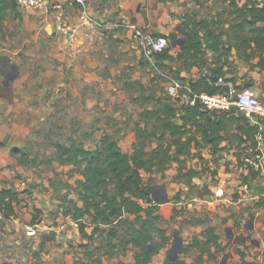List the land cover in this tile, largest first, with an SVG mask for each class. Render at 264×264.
<instances>
[{
    "label": "rangeland",
    "instance_id": "374dc122",
    "mask_svg": "<svg viewBox=\"0 0 264 264\" xmlns=\"http://www.w3.org/2000/svg\"><path fill=\"white\" fill-rule=\"evenodd\" d=\"M159 1L162 8L156 26L166 28L169 36L176 33V28H172L176 20L181 29L202 20L221 29L231 20L225 0H188L190 7L181 14L172 12L170 0ZM113 3L115 8L109 3L105 7L104 0L95 7L86 3L84 13L78 9L74 17L67 10L72 30L69 36L55 34L53 21H47L43 12L22 11L18 6L0 22V84L3 87V82H9L7 87L13 89L11 81L18 76L16 90L22 106L20 111L6 114L8 118L1 120L0 127L17 123L29 139L24 146L9 144L7 152L12 160L0 169V200L5 191H10L12 195L5 196V202L13 210L12 214L0 211L4 223L0 264H135L141 257L140 248L125 244L129 224L124 221L133 217L126 215L120 223L111 225L95 224L88 216L78 225L73 222L74 205H82L76 186L83 180V166L62 165L58 160L60 147L94 151L104 136L113 137L132 153L136 130L145 127L143 115L159 108L158 99L171 97L179 105L186 104L187 97L180 92L171 96L168 91L172 82L181 84L178 77L185 66H181L182 61L173 60L179 49L174 48L167 35L169 55L173 58L146 59L128 28L134 23L128 22ZM140 28L161 37L158 30ZM13 65L17 68L12 69ZM207 69L203 67L201 73H207ZM5 94L11 97V93ZM4 114L0 110V116ZM149 127L153 129L152 125ZM156 146V142L149 143L147 150ZM5 147L6 143L0 141L3 156ZM14 149L27 153V157L18 160L21 154L15 156ZM202 154L204 161L181 157L173 160L164 173L144 175L154 187L153 199L160 207L162 220L157 227L164 230L154 234L157 254L150 264H165L180 238L188 248L192 239L204 237L206 225L199 227L204 218L216 221L215 227L209 226L216 234L219 229L222 231L221 214L215 211L218 206L208 205L220 198V185L231 189L226 194L231 201L245 198L252 205L248 209H264L263 200L250 190L252 181L245 184L250 172L243 164L238 166L220 153L209 155L207 149ZM241 163L256 171L255 162ZM189 169L201 175L192 185L179 174ZM249 216L250 223H254L255 217ZM261 218L264 221V213ZM30 227L36 230V236L27 235ZM113 231H117V236L111 240ZM259 232L264 234V228ZM255 235L258 234L253 232L238 237L236 243L245 245L247 250L253 242L262 246L263 241ZM219 253L214 257V252H207L208 260L219 263ZM180 262L186 264L184 260Z\"/></svg>",
    "mask_w": 264,
    "mask_h": 264
},
{
    "label": "trees",
    "instance_id": "16d2710c",
    "mask_svg": "<svg viewBox=\"0 0 264 264\" xmlns=\"http://www.w3.org/2000/svg\"><path fill=\"white\" fill-rule=\"evenodd\" d=\"M225 2L229 3L231 20L226 21L221 29L215 28L214 23L207 20L194 21L184 27L181 38L184 41L183 47H179L180 38L177 35L169 36L170 43L179 49L176 58L169 55V47L158 56L163 61L172 58L183 61L186 70L193 67L202 69L209 65V52L216 57L210 62L216 65L210 76L202 74L197 80L178 77L181 82L180 95L190 97L188 89L200 94L218 93L219 89L213 84L224 76L223 66L234 49L244 55L251 50L248 59L259 54L260 61L256 68H264V0L247 1L241 6L237 0ZM16 7L15 0H0V22L6 19L9 12H15ZM220 63L222 66L218 65ZM157 103L158 109L148 110L143 115L146 119L145 127L137 128L132 153L125 151L113 137L104 136L100 147L94 151L82 147H60L62 151L60 149L58 157L62 165L83 166V180H79L76 186L82 205H74L72 212L76 221L88 216L95 224L111 225L120 223L126 215L133 217L124 222L129 224L125 244L141 249V257L135 264L151 263L157 254L153 243L154 234L164 232L157 227L162 216L159 214V205L153 199L155 189L145 180L144 175L155 171L164 173L173 160L181 157L204 161V150L208 149L212 156H216L229 150L234 143L233 139H239L241 145L242 139H251L258 131V127L250 126L249 119L237 107L228 112L216 113L205 109L200 103L179 105L171 97L158 99ZM150 125L152 130L149 129ZM153 142L157 146L148 151L147 145ZM223 143H226L224 147ZM13 152L15 156L21 154L18 159L20 161L27 157V153L18 149ZM179 174L191 185L195 178L201 176L195 169H189L187 173L181 171ZM252 177L255 179L257 174ZM245 180L247 184L249 178ZM2 195L0 211L4 209L12 214L13 210L5 202V196H11V192L5 191ZM116 232L110 234L111 240L117 236ZM204 238L206 245L215 243L218 248L221 247L220 236L213 228L204 233ZM191 248L205 253L198 239H194ZM165 264L182 263L179 258H167Z\"/></svg>",
    "mask_w": 264,
    "mask_h": 264
},
{
    "label": "crops",
    "instance_id": "0c3cea01",
    "mask_svg": "<svg viewBox=\"0 0 264 264\" xmlns=\"http://www.w3.org/2000/svg\"><path fill=\"white\" fill-rule=\"evenodd\" d=\"M103 0H89L86 3H89V6L95 7L98 3L102 2ZM105 1V7L107 6L106 3H109L111 7L115 8L114 3L117 4L118 7L122 10V15L128 22L134 23V25H137L139 27H148L150 30H158V34L161 37H167L168 31L166 28H158L156 26L158 19H160V13L158 14V11L162 8V4L159 0H104ZM239 5H243L247 2V0H237ZM251 1V0H250ZM86 3H80L78 1H73L69 6H67V10L69 11L68 14L71 17L75 16L76 10H80L84 13L83 10H85ZM169 6L172 8V12L176 14H181L183 10H187V8L190 7V4L188 0H170L168 2ZM184 4V5H182ZM110 6L107 7L109 9ZM9 12L8 14H10ZM82 13V15H83ZM26 14H29V12H26ZM47 21L52 20V17H47ZM27 20V16L25 17ZM53 21V20H52ZM179 21L176 20L175 23H173L172 28L177 33H180V39L182 38L183 29L179 26ZM180 28V29H179ZM169 36V35H168ZM179 52V51H178ZM252 53L251 50H248L247 55H250ZM178 54V53H177ZM247 55H244L242 52H238L236 49H234L230 55L228 56L227 60L225 61V64L223 66L224 70V76L223 78L229 79L232 82H234L238 88L243 90H249L255 95H257L262 102H264V68H256V65L260 61L259 54H256L255 57L247 58ZM208 56L212 57V60L210 59V62L213 61L214 55L212 53H208ZM227 61H229L227 63ZM209 62V65L204 66L207 67V73L204 75H211V70L216 67L215 64L211 65ZM184 65V62L182 61L181 66ZM219 66H222L221 63L218 64ZM13 67L17 68L13 65ZM181 77L186 78L188 80H197L201 77V69L197 67H193L191 70H186L184 67V70L180 71ZM19 82L18 76L13 83V89H9L7 86L9 82H3L0 84V110L4 111V116H0V123L2 119L8 118L6 114H10V112H18L20 111V95H18V92L16 90L17 84ZM7 87V88H6ZM11 93V97L7 96L5 93ZM186 97V96H184ZM228 112V111H227ZM16 120V119H14ZM249 124L251 127L256 126L258 127V131L256 132V135L253 136L251 139H242V143L240 145L239 139H233L234 143L232 147L229 150H225L224 152H220L223 156H226L230 159H232L238 166H245L244 168L247 169V172H250L246 178H249V181H252V185L250 190L254 193L255 196H257V192L255 191L256 187H262L263 180H264V121L261 119L253 118L249 119ZM236 131V130H235ZM25 132L17 123L11 124L7 128H1L0 127V141H4L7 145L5 149L3 150L4 156L1 154L2 150L0 148V169L8 164L12 160L11 155L7 152L9 144H12L14 146H24L26 143H28L29 139H26L28 136L25 137ZM28 134H30V131H28ZM16 135V136H15ZM15 136V139H12V137ZM4 138V139H3ZM22 138V139H17ZM244 138H246L244 136ZM226 143H223L222 147H224ZM26 148V147H24ZM209 155L210 151L207 149ZM219 154V153H218ZM217 154V155H218ZM212 155V154H211ZM243 161H253L254 167L256 171H252V167L248 166L246 163H241ZM241 166V167H243ZM252 169V170H251ZM257 174V177L254 179L252 177L253 174ZM245 178V179H246ZM246 184V183H245ZM248 185V184H247ZM221 188V196H219V199H216L215 202L208 204L209 206H218L217 211L221 214V219L223 221L220 222L221 225H223L222 231L220 229L218 230V235L220 236V244L221 247L218 248L217 246H214L212 244L206 245V239L204 237H196L195 239H198L200 241V244L205 249V253H202V250L200 249H192L191 245L193 244L194 239L190 242V246L188 248L184 247V242H182V253L179 254V256L182 258L180 260H184L186 264H222L223 259L225 256H227V262L226 264H264V234L262 232H259L261 228H264V221L261 216L264 213V209H253L250 210L248 208L252 207V205H249V202L246 201L245 198L235 202L231 201L229 198H227V191L230 192L231 189H225L222 185H220ZM242 191H244L243 187L241 188ZM259 200V199H258ZM81 206V205H80ZM207 207V206H206ZM215 209V208H214ZM263 210V212H261ZM255 217V222L250 223V217ZM72 220L75 224L81 223V221H76L74 217L72 216ZM213 221L207 220L206 218L202 219V223L200 229L206 225L207 230L211 229V227H215L213 224H215ZM210 224V225H209ZM238 225L241 227L239 228ZM238 227V228H237ZM204 228V230L206 229ZM206 230V231H207ZM205 231V232H206ZM255 232L258 235H255V237L261 239L263 241L262 246H258L255 242L252 243V246L246 249L245 245H238L236 241L238 240V237L241 236H247L248 233ZM180 241H183L182 238H180ZM257 240V239H256ZM248 246V245H247ZM215 247L218 248V250L215 249ZM187 249V254L184 253V250ZM245 252V256H241V251ZM221 252L219 254V263H217L214 260H208L207 252H214V257L217 252ZM163 256V255H158ZM166 258V257H165ZM169 258V257H168ZM184 258V259H183ZM245 262V263H244Z\"/></svg>",
    "mask_w": 264,
    "mask_h": 264
},
{
    "label": "built area",
    "instance_id": "2783aa9c",
    "mask_svg": "<svg viewBox=\"0 0 264 264\" xmlns=\"http://www.w3.org/2000/svg\"><path fill=\"white\" fill-rule=\"evenodd\" d=\"M73 1L86 3L89 0H15L22 11H41L47 17H52L55 34L63 36H69L72 32L68 23L67 6ZM128 28L133 41L137 43L143 55L149 61H153L169 47V40L166 37L154 36L134 24L128 25ZM213 85L219 89L218 93L214 95L193 93L188 89L191 96L187 97L186 103L190 105L200 103L205 109L216 113H224L230 111L233 107H237L246 118H257L264 121V102L257 95L248 89L238 88L234 82L223 77L218 78ZM180 89V83L172 82L168 91L171 96H178ZM262 187L264 188V183ZM256 197L264 201V193L258 192ZM3 226L4 223L0 218V236ZM27 235L30 237L36 236V230L31 227L28 228Z\"/></svg>",
    "mask_w": 264,
    "mask_h": 264
},
{
    "label": "water",
    "instance_id": "95a60500",
    "mask_svg": "<svg viewBox=\"0 0 264 264\" xmlns=\"http://www.w3.org/2000/svg\"><path fill=\"white\" fill-rule=\"evenodd\" d=\"M178 43H179V47H183L184 41L182 39H180L178 41ZM255 191H259L261 193H264V188L263 187H256ZM257 194H258V192H257ZM175 238L176 239L178 238V233L177 232L175 233ZM181 244H182V241H180V240L174 243L172 251L169 254V258L170 259L176 260L179 257V254L182 253ZM227 258H228L227 256L224 257L222 264H226Z\"/></svg>",
    "mask_w": 264,
    "mask_h": 264
},
{
    "label": "flooded vegetation",
    "instance_id": "af4514ba",
    "mask_svg": "<svg viewBox=\"0 0 264 264\" xmlns=\"http://www.w3.org/2000/svg\"><path fill=\"white\" fill-rule=\"evenodd\" d=\"M12 69H15V67H13Z\"/></svg>",
    "mask_w": 264,
    "mask_h": 264
}]
</instances>
